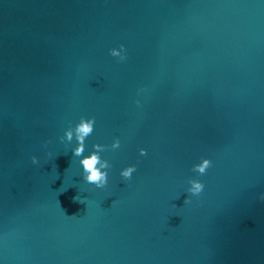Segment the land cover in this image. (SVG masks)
<instances>
[{
  "label": "water",
  "instance_id": "95a60500",
  "mask_svg": "<svg viewBox=\"0 0 264 264\" xmlns=\"http://www.w3.org/2000/svg\"><path fill=\"white\" fill-rule=\"evenodd\" d=\"M80 115L83 154L121 140L102 189ZM261 192L264 0H0V264H264Z\"/></svg>",
  "mask_w": 264,
  "mask_h": 264
},
{
  "label": "clouds",
  "instance_id": "9594fccd",
  "mask_svg": "<svg viewBox=\"0 0 264 264\" xmlns=\"http://www.w3.org/2000/svg\"><path fill=\"white\" fill-rule=\"evenodd\" d=\"M108 54L118 61H124L127 58V50L123 43L108 48ZM143 91L142 88L137 89V94ZM137 105L140 104V99L134 101ZM95 117L80 115L74 122H69L68 126L63 129V134L58 136V140L61 142H72L75 140V144L71 146V152L74 156L79 157V164L81 167V178L88 184L93 185L97 189L104 188L108 183L109 170L112 168V164L109 160L103 158L101 153L106 149L115 150L119 149L121 140L119 137H113L110 144L94 142L92 144V150L85 152V140L89 137L94 130ZM47 143V142H45ZM147 150L144 147L138 148L140 156L146 155ZM51 155V153H49ZM32 164H38L39 160L36 155L30 157ZM213 169V163L207 157H201L197 162L191 165V171L195 174V177H206ZM136 171V164H125L119 169V176L125 180H131L133 173ZM188 177L186 181L184 203H189L191 198L199 200L205 194V185L201 182V179ZM73 199L79 200L80 197H74ZM259 199L264 201V192L259 194ZM85 200V198H83Z\"/></svg>",
  "mask_w": 264,
  "mask_h": 264
}]
</instances>
